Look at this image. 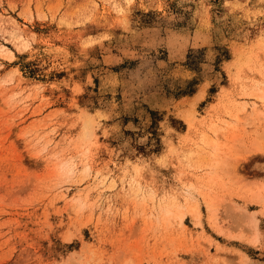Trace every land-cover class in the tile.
Listing matches in <instances>:
<instances>
[{
    "label": "rangeland",
    "instance_id": "rangeland-1",
    "mask_svg": "<svg viewBox=\"0 0 264 264\" xmlns=\"http://www.w3.org/2000/svg\"><path fill=\"white\" fill-rule=\"evenodd\" d=\"M0 264H264V0H0Z\"/></svg>",
    "mask_w": 264,
    "mask_h": 264
},
{
    "label": "bare ground",
    "instance_id": "bare-ground-1",
    "mask_svg": "<svg viewBox=\"0 0 264 264\" xmlns=\"http://www.w3.org/2000/svg\"><path fill=\"white\" fill-rule=\"evenodd\" d=\"M200 94V93H199ZM197 96V95H196ZM198 98H199V96H198Z\"/></svg>",
    "mask_w": 264,
    "mask_h": 264
}]
</instances>
